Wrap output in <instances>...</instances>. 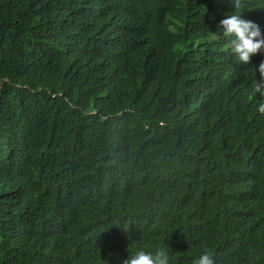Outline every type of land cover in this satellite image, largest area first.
Masks as SVG:
<instances>
[{
    "label": "trees",
    "instance_id": "obj_1",
    "mask_svg": "<svg viewBox=\"0 0 264 264\" xmlns=\"http://www.w3.org/2000/svg\"><path fill=\"white\" fill-rule=\"evenodd\" d=\"M231 16L264 39V0H0V264H264V46Z\"/></svg>",
    "mask_w": 264,
    "mask_h": 264
},
{
    "label": "clouds",
    "instance_id": "obj_2",
    "mask_svg": "<svg viewBox=\"0 0 264 264\" xmlns=\"http://www.w3.org/2000/svg\"><path fill=\"white\" fill-rule=\"evenodd\" d=\"M224 26L226 34H232L236 37L239 43L235 44L234 51L239 54L243 61H247L251 53H255L260 47L264 46V39H254L260 37V31L251 21H246L238 16H231L221 22ZM261 71H264V65L261 66ZM256 91H261V86H256ZM264 95V91H261ZM258 111L264 113V103L257 106ZM128 264H167V256L159 254L153 257L145 253H137L131 258ZM195 264H212L210 257L204 253L199 256Z\"/></svg>",
    "mask_w": 264,
    "mask_h": 264
}]
</instances>
